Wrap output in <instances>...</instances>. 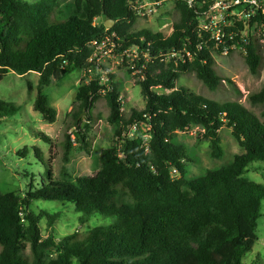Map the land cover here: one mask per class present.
<instances>
[{
  "label": "trees",
  "instance_id": "16d2710c",
  "mask_svg": "<svg viewBox=\"0 0 264 264\" xmlns=\"http://www.w3.org/2000/svg\"><path fill=\"white\" fill-rule=\"evenodd\" d=\"M143 1L73 0L66 9L57 4L46 9L21 0H0V82L10 70L20 76L39 73L34 108L49 122L55 120L57 108L49 102L45 87L87 68L94 41L110 35L119 50L138 48L153 56L143 67L140 53L130 70L139 72L138 85L146 100L141 110L132 108L125 115L120 87L101 85L100 77L77 92L78 103L67 113L62 142L65 161L73 147V134H79L80 144L89 146L88 135L80 127L81 116L85 112L91 119L93 102L102 90L114 138L125 129L134 132L120 147L112 145L101 152L95 174L76 181L58 180L47 165L48 182L41 187L31 184L25 193L0 191V264H245V255L253 250L264 209V183L245 174L253 162H264V120L239 102L221 103L177 87L181 72L186 71L210 88L221 83L213 44L196 47L200 42L195 28L204 10L176 0L173 31L166 35L135 30L136 7ZM17 17L27 24L19 26ZM97 18L115 24L108 29L105 22L96 24ZM263 19L260 11L251 23ZM243 28V22L232 28L238 33L234 43L246 52L244 61L257 73L264 68V31L261 37L251 32L243 35ZM185 45L192 59L178 65L155 59L161 48L182 50ZM157 87L168 92L158 93ZM248 100L264 106V85L249 94ZM19 109L0 99V120ZM134 125L137 130H130ZM225 125L232 129L243 153L227 165L191 176L185 162L194 160L178 131L200 127L203 140L211 142L212 155L221 159L224 150L219 133ZM146 127L148 132H143ZM40 137L51 141L44 133ZM33 151L42 160L43 152ZM38 199L74 203L82 224L97 213L114 216L115 221L85 234L74 232L58 239L53 228L44 236L43 218L53 227L59 214L35 213L31 205Z\"/></svg>",
  "mask_w": 264,
  "mask_h": 264
},
{
  "label": "rangeland",
  "instance_id": "374dc122",
  "mask_svg": "<svg viewBox=\"0 0 264 264\" xmlns=\"http://www.w3.org/2000/svg\"><path fill=\"white\" fill-rule=\"evenodd\" d=\"M31 4H41L48 9L57 4L66 9L73 0H21ZM146 7H136L138 15L135 30L150 29L170 35L173 31V22L176 17V0H145ZM19 26L27 24L24 18L17 17ZM105 22V18H97L96 24ZM260 31V28H258ZM253 32L255 29L252 30ZM93 53L86 68L76 69L60 81H54L44 89L49 102L56 106L57 116L53 122L47 121L34 108L37 97V88L40 74L30 72L20 76L9 71L0 82V99L15 103L19 111L11 117L0 120V191L2 193L17 192L25 193L30 190V185L41 187L42 182L47 183V165L52 170L53 176L58 180L76 181L81 176H90L98 171V157L101 152L112 146H121L128 136L134 132L127 129L122 131L120 137L114 138V126L109 121V106L105 93H101L95 99L92 108V117L83 113L81 130L88 135L89 146L78 142L80 137L73 134V147L64 159V147L62 142L65 136V126L68 121L67 113L72 110L73 105L78 103L77 92L80 86L89 85L98 77L104 78L105 85H116L121 89L122 112L127 115L132 108L143 109L146 105L141 86L138 85L139 72L134 71L131 58L125 62L120 54L112 48L110 35L104 36L102 40L91 44ZM246 52L235 49L228 56L215 54V69L222 78L218 88H210L199 80L193 72H181L177 80V87H187L191 91L207 98L224 102H239L250 111L264 120L262 113L263 105H253L248 100V95L258 92L264 85V68L253 73L249 65L244 61ZM127 63L130 65L128 66ZM113 76V79L110 78ZM102 80V79H101ZM29 85L32 90H29ZM158 93H167L168 90L161 87L155 88ZM90 119V120H89ZM134 128V127H132ZM133 130V129H130ZM149 128H142L148 132ZM200 127L193 126L186 131H178L180 140L189 148L194 161L186 160L191 170V176L204 174L208 169L218 168L231 163L236 154L243 153L238 140L233 136L232 129L227 125L220 130L223 157L215 158L212 155V145L204 141ZM46 134L51 141L46 142L40 134ZM149 137V134H146ZM118 141V143H115ZM39 148L43 152L42 160L33 151ZM21 153H27L22 157ZM246 177L258 183H264V162H253L248 168ZM31 209L40 214H59L53 227L47 225V218H43L42 234L48 236L54 228V234L61 239L74 232L85 234L97 225H109L115 221V217H106L100 213L95 214L89 221L82 224L78 213L72 202L58 200H34ZM258 239L253 250L248 252L243 262L245 264H264V209L258 220L256 229ZM1 251V246H0ZM29 247L26 253H29Z\"/></svg>",
  "mask_w": 264,
  "mask_h": 264
},
{
  "label": "built area",
  "instance_id": "2783aa9c",
  "mask_svg": "<svg viewBox=\"0 0 264 264\" xmlns=\"http://www.w3.org/2000/svg\"><path fill=\"white\" fill-rule=\"evenodd\" d=\"M183 1H185L190 8L204 10L202 16L198 19L197 28H195L198 41L200 42L196 47L200 50L203 48L204 44H213L214 57L215 54L228 56L231 54L232 50L237 49L236 43L234 42L238 33L232 28L236 27V23L238 22L244 23L243 35H248V33L251 32L261 37L263 34L264 19L261 20V22L256 20L253 24L251 22H253V18L258 16L260 11L261 15L264 16V0H214L213 2H211V0ZM210 2L211 4H209ZM207 4L209 5L206 7ZM146 6L147 4L143 1L137 8ZM258 28H260V31ZM253 29H255L254 32L252 31ZM112 48L117 50L116 52L122 56L124 62L126 58L133 57L131 61L134 63L136 59L141 57L140 53L143 55V67L146 66V63L152 61L153 56L150 51L143 50L139 52L138 48L119 50L115 43H112ZM192 56L191 50L187 49L185 45L182 50L176 46L167 50L161 48L157 51L155 59H160L166 63L172 62L178 65L180 62H185L186 58L192 59ZM131 67L134 68V65H131ZM102 81H104V78H100L99 83L105 85ZM107 87L110 88L111 84ZM102 93H106V91L102 90ZM133 127L132 129L134 131L137 130V125Z\"/></svg>",
  "mask_w": 264,
  "mask_h": 264
},
{
  "label": "water",
  "instance_id": "95a60500",
  "mask_svg": "<svg viewBox=\"0 0 264 264\" xmlns=\"http://www.w3.org/2000/svg\"><path fill=\"white\" fill-rule=\"evenodd\" d=\"M114 24H115V21H114V20H107V21L105 22V26H106L108 29L112 28ZM77 135H79V134H77Z\"/></svg>",
  "mask_w": 264,
  "mask_h": 264
}]
</instances>
